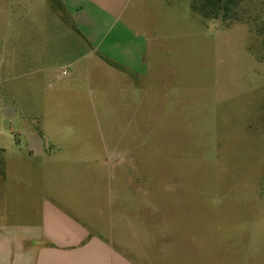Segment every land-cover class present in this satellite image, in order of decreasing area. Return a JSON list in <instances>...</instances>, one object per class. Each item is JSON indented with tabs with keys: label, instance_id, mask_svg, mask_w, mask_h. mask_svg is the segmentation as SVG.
<instances>
[{
	"label": "rangeland",
	"instance_id": "obj_1",
	"mask_svg": "<svg viewBox=\"0 0 264 264\" xmlns=\"http://www.w3.org/2000/svg\"><path fill=\"white\" fill-rule=\"evenodd\" d=\"M257 2L225 26L192 0H0V196L43 187L135 264H264Z\"/></svg>",
	"mask_w": 264,
	"mask_h": 264
},
{
	"label": "crops",
	"instance_id": "obj_2",
	"mask_svg": "<svg viewBox=\"0 0 264 264\" xmlns=\"http://www.w3.org/2000/svg\"><path fill=\"white\" fill-rule=\"evenodd\" d=\"M139 45L137 51L134 46L117 42L109 46L119 48L122 53L118 58L128 66L141 67L146 47ZM30 141L34 156L43 155V139L35 136ZM4 181L5 178H0V190ZM24 186L23 182L16 183L0 196V213L11 215L0 220V264H135L126 250L117 249L110 240L93 233L64 210L58 198L45 197L43 187L29 193L28 186ZM23 190L25 198L32 201H26L21 210ZM9 200L12 201L10 208Z\"/></svg>",
	"mask_w": 264,
	"mask_h": 264
},
{
	"label": "trees",
	"instance_id": "obj_3",
	"mask_svg": "<svg viewBox=\"0 0 264 264\" xmlns=\"http://www.w3.org/2000/svg\"><path fill=\"white\" fill-rule=\"evenodd\" d=\"M249 1L252 0H192L191 8L206 19L220 20L225 26H228L245 19L243 13L249 12L248 8L251 5L248 4ZM259 7L264 9V0H258L254 11H258ZM257 31L264 35V23L257 25Z\"/></svg>",
	"mask_w": 264,
	"mask_h": 264
},
{
	"label": "built area",
	"instance_id": "obj_4",
	"mask_svg": "<svg viewBox=\"0 0 264 264\" xmlns=\"http://www.w3.org/2000/svg\"><path fill=\"white\" fill-rule=\"evenodd\" d=\"M64 74H66V71L64 72Z\"/></svg>",
	"mask_w": 264,
	"mask_h": 264
}]
</instances>
